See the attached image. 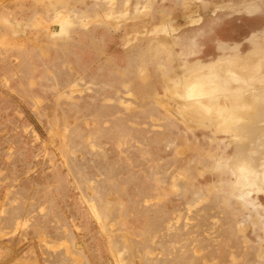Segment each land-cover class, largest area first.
Listing matches in <instances>:
<instances>
[{
  "label": "rangeland",
  "instance_id": "1",
  "mask_svg": "<svg viewBox=\"0 0 264 264\" xmlns=\"http://www.w3.org/2000/svg\"><path fill=\"white\" fill-rule=\"evenodd\" d=\"M249 168L264 0H0V264H264Z\"/></svg>",
  "mask_w": 264,
  "mask_h": 264
},
{
  "label": "bare ground",
  "instance_id": "2",
  "mask_svg": "<svg viewBox=\"0 0 264 264\" xmlns=\"http://www.w3.org/2000/svg\"><path fill=\"white\" fill-rule=\"evenodd\" d=\"M201 79H202V78H201ZM199 80H200V79H199ZM199 80H198V81H199ZM206 83H207V82H206ZM209 83H211V82H209ZM209 83H208V84H209ZM218 83H219V82H218ZM226 85H227V84H226ZM230 86H231V85H229V87H230ZM220 87H221V86H220ZM224 87H225V86H224ZM229 87H228V88H229ZM231 87H232V86H231ZM222 88H223V87H222ZM235 88H236V87H235ZM226 89H227V88H226ZM226 89H225V90H226ZM206 90H209V89H206ZM212 90H213V89H212ZM227 90H228V89H227ZM208 92H209V91H208ZM205 93H207V91H206ZM251 169H252V168H251ZM251 169L249 168L250 171H251ZM261 169H262V168H261ZM249 170H248L247 172H249V173H253V172H250ZM253 170H254V174H255V175H258V176H259V179L264 183V170H263V169H262V170L259 169V170H260L259 173H256L257 171H255V170H257V169H252V171H253ZM243 173H244V172H243ZM258 176H257V177H258ZM243 179H244V178H243ZM247 179H248V178H247ZM259 179H258V180H259ZM244 180H245V179H244ZM244 180H242V182H243ZM253 181H254V180H253ZM243 183H244V182H243Z\"/></svg>",
  "mask_w": 264,
  "mask_h": 264
}]
</instances>
